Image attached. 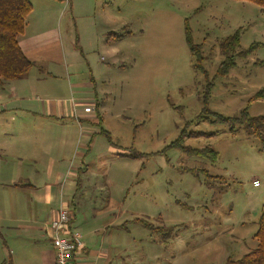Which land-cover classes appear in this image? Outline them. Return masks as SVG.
<instances>
[{
  "label": "rangeland",
  "instance_id": "374dc122",
  "mask_svg": "<svg viewBox=\"0 0 264 264\" xmlns=\"http://www.w3.org/2000/svg\"><path fill=\"white\" fill-rule=\"evenodd\" d=\"M30 1L37 4L35 13L41 2L61 8L57 23L70 74L49 77L53 64L43 74L64 84L60 94L79 101L80 110L92 109L79 129L82 142L84 134L89 137V148H82L84 155L71 151L66 170L88 164L84 181H106L107 189L95 191L93 200L109 205L110 195L124 224L111 264H224L221 254L239 258L254 249L264 204V140L241 122L218 117L235 118L244 108L250 116L264 115V96L250 102L264 90V9L243 0ZM235 33L236 52L250 49L249 54L235 55V67L219 76L221 42ZM36 69L34 64L31 73ZM94 117L101 122H92ZM33 119H21L14 129L34 131L45 123ZM63 129L51 128L52 146ZM181 135L184 145L211 147L217 158L174 147ZM30 136L29 147H44L45 137ZM94 205L90 201L76 212L79 225L82 217L94 219ZM136 217L161 228L146 227Z\"/></svg>",
  "mask_w": 264,
  "mask_h": 264
},
{
  "label": "crops",
  "instance_id": "0c3cea01",
  "mask_svg": "<svg viewBox=\"0 0 264 264\" xmlns=\"http://www.w3.org/2000/svg\"><path fill=\"white\" fill-rule=\"evenodd\" d=\"M38 4L40 9L35 13L37 4L32 3L33 9L19 38L24 55L35 67L37 64V69L19 81L0 84V93L6 94L0 99V138H5L0 143V264H56L49 227L63 205L70 209V228L78 231L83 241L77 264H111L116 257H112V251L119 248L115 247L114 239L121 240L124 224L119 220L121 213L117 216L114 211L110 195H106L109 205H97L98 200H93L97 197L95 191L107 189L106 181H84V178L88 179V164L79 167L74 163V167L68 165L66 170L71 151L84 155L82 148H89L86 143L89 137L84 134L85 143L82 142L79 129L83 128L81 120L85 121L92 109L87 112L85 106L83 111L80 110L79 101L60 94L65 92L64 84L46 81L43 74L46 65L47 71L51 64L55 66L54 74L49 77L63 75L67 79L70 65L63 49V32L57 23L61 8L59 11L49 2ZM16 112L23 115H13ZM33 118L45 123H40L34 131L25 126L17 131L14 129L16 122L24 123L21 119L34 121ZM90 119L92 122L102 120L101 117ZM54 125L64 126V129L62 136L56 137L57 145L52 146L47 138H55L51 130ZM44 126H49L48 130ZM85 129L88 128L85 126ZM102 131L106 130L101 129L98 133L103 134ZM3 132L7 135L1 136ZM31 133L46 138L42 149L29 147ZM91 139L92 136L88 142ZM64 188H67L66 192H63ZM90 201H95L94 219L87 221L82 217L79 225L76 212L86 208ZM108 215L116 217L104 220ZM211 223L209 219L203 225ZM221 255V260H225L232 257V252Z\"/></svg>",
  "mask_w": 264,
  "mask_h": 264
},
{
  "label": "trees",
  "instance_id": "16d2710c",
  "mask_svg": "<svg viewBox=\"0 0 264 264\" xmlns=\"http://www.w3.org/2000/svg\"><path fill=\"white\" fill-rule=\"evenodd\" d=\"M252 2L264 9V0H243ZM33 9L30 0H0V84L19 80L26 77L31 71L34 63L26 58L19 45V38L24 33L26 20ZM187 42L190 49L197 55L201 61L200 48L193 43L192 37L187 30ZM240 44L239 34L225 38L221 42V51L225 55V59L221 62L217 74L225 76L231 69L235 67V55L246 56L249 50L237 51ZM264 96V90L257 92L251 99L253 100ZM223 122L237 120L247 126V131L251 134L259 136L264 140V115L250 116L247 108H244L235 118L218 117ZM109 137L107 131H102ZM110 138V137H109ZM183 135L173 142L176 148H182L189 154L199 155L211 160L217 158V152L211 147H190L183 144ZM144 226L152 224L142 218H137ZM161 228V227H160ZM155 230H159L155 227ZM166 234V233H164ZM257 246L249 252L243 254L239 258L227 257L224 264H264V204L261 207V213L258 219V229L255 233Z\"/></svg>",
  "mask_w": 264,
  "mask_h": 264
},
{
  "label": "built area",
  "instance_id": "2783aa9c",
  "mask_svg": "<svg viewBox=\"0 0 264 264\" xmlns=\"http://www.w3.org/2000/svg\"><path fill=\"white\" fill-rule=\"evenodd\" d=\"M90 107L85 111L89 112ZM71 213L67 206H61L58 216L50 223V237L55 245L56 264H77L79 250L83 246L81 235L70 228Z\"/></svg>",
  "mask_w": 264,
  "mask_h": 264
}]
</instances>
